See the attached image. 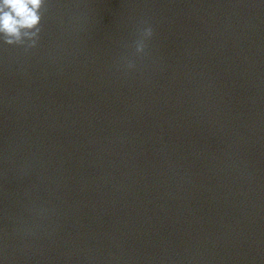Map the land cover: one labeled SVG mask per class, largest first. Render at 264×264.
Wrapping results in <instances>:
<instances>
[{"label": "water", "instance_id": "water-1", "mask_svg": "<svg viewBox=\"0 0 264 264\" xmlns=\"http://www.w3.org/2000/svg\"><path fill=\"white\" fill-rule=\"evenodd\" d=\"M41 28L0 39V264H264V0H47Z\"/></svg>", "mask_w": 264, "mask_h": 264}, {"label": "clouds", "instance_id": "clouds-1", "mask_svg": "<svg viewBox=\"0 0 264 264\" xmlns=\"http://www.w3.org/2000/svg\"><path fill=\"white\" fill-rule=\"evenodd\" d=\"M47 0H0V39L9 46L34 48L39 39L43 10ZM152 35L151 28L144 32ZM28 42V43H26ZM144 50L142 41L137 44V52Z\"/></svg>", "mask_w": 264, "mask_h": 264}]
</instances>
